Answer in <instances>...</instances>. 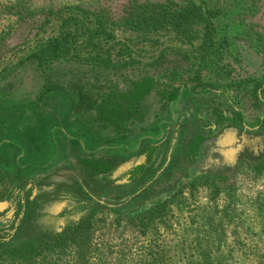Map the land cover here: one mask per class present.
I'll list each match as a JSON object with an SVG mask.
<instances>
[{
  "label": "rangeland",
  "instance_id": "374dc122",
  "mask_svg": "<svg viewBox=\"0 0 264 264\" xmlns=\"http://www.w3.org/2000/svg\"><path fill=\"white\" fill-rule=\"evenodd\" d=\"M148 3L189 8L188 30L119 23ZM208 12L212 42L195 18ZM148 75L144 100L121 105ZM208 108L237 123L214 128ZM199 125L200 152L183 162ZM148 144L162 169L144 195L125 174ZM262 155L264 0H0V264H150L156 249L155 264L202 263L207 236L235 264H264ZM81 159L110 161L117 180L101 187ZM146 214L156 222L143 234Z\"/></svg>",
  "mask_w": 264,
  "mask_h": 264
},
{
  "label": "trees",
  "instance_id": "16d2710c",
  "mask_svg": "<svg viewBox=\"0 0 264 264\" xmlns=\"http://www.w3.org/2000/svg\"><path fill=\"white\" fill-rule=\"evenodd\" d=\"M190 9L189 8H176V6L172 4H153V3H148V4H137V5H130L129 8H127L123 14V16L120 19V24L127 30L136 32V33H141L144 35H149L152 33H158V32H163V31H168L170 29L174 30L175 32L184 33L185 30H188V25L191 22L190 19ZM194 13V12H193ZM203 13V12H202ZM214 12H208V15L203 16L201 13L199 15H195L196 19H199V21L202 19L203 21L206 22V30L208 31V39L213 38L215 32L212 28L211 25V16L213 15ZM214 16V15H213ZM186 23L183 30V24ZM212 42V41H211ZM209 43V46L211 49H213V43ZM217 69H221L220 67H217ZM153 87V79L150 78V76H144L142 77L139 81L135 82L132 84L130 90L121 96H119V100L121 102V105L124 103L127 107L128 110H133V108H136L145 98V96L150 92V90ZM256 88L260 87V84L257 83L255 85ZM180 89H175L167 94V98L169 101H174L178 94H179ZM256 101V99H254ZM85 98L83 95L79 94L78 97V106L84 105ZM120 104V103H119ZM87 109H91V105H86ZM107 112V114H105ZM113 111H101L100 115L108 121H112L115 125L117 122L116 117L113 115ZM208 115L212 119L213 123L212 126L214 128H220V125L223 123H231L232 125L236 124V118H230L225 116L221 111H219L217 108H208ZM238 116V115H237ZM200 130L193 134L190 140L187 142L186 145L181 150L180 154V159L183 162L188 161L189 159H192L196 157L201 149V145L205 140L204 133L202 130H204V127L202 125H199ZM159 144H148L145 145L141 151H140V156H141V161L139 164L130 167L128 170H126V177H128V181L130 183H139L140 188H141V193L148 195V186L147 184V176L153 174V176H156L157 170H161L162 167L158 166L155 167L157 160L160 157L159 153ZM80 162L86 167V177L93 180V182L96 183H101L102 186H109L112 185L117 179L112 178V170H113V165L110 161L108 160H92V159H81ZM257 162L256 168L259 171H264V155H262L258 160H255ZM153 177V178H154ZM152 204H154L152 202ZM159 205L158 207H160ZM157 209H153L150 211L152 213ZM149 213V214H150ZM149 214H146L145 216L142 217V219L139 221L140 226L138 227L139 232H142L143 234H146L145 229H149L152 227L147 228V226H152L154 222H156V219L153 218V216H150ZM148 220L150 224L144 225L143 221L145 222ZM84 221H80L79 224H77L76 228L74 227V231L79 229L83 225ZM152 223V224H151ZM155 227V226H153ZM67 233H65L66 235ZM62 237V238H61ZM58 242L61 240L64 241V234H60V237L56 239ZM56 241V242H57ZM205 242L211 245L212 250H208L207 253L206 251L200 253L197 251V255L200 254V256H203V262H194V261H189L186 259V262L184 264H235L232 261V257L230 254L226 253H218L220 241L217 236H207V239H205ZM5 245L4 239L1 237L0 234V249ZM209 248V247H208ZM18 250V249H17ZM16 250V251H17ZM15 251V253H16ZM151 250L150 253V258H151V263L155 264L159 259H161V255H159V251L152 252ZM2 253V252H1ZM207 255H204V254ZM198 258V257H197ZM217 261L216 263H213V261ZM225 260V261H223ZM210 261V262H209ZM150 263V264H151Z\"/></svg>",
  "mask_w": 264,
  "mask_h": 264
},
{
  "label": "crops",
  "instance_id": "0c3cea01",
  "mask_svg": "<svg viewBox=\"0 0 264 264\" xmlns=\"http://www.w3.org/2000/svg\"><path fill=\"white\" fill-rule=\"evenodd\" d=\"M181 91H179V94H178V96H177V98L174 100V101H178L179 99H180V95H181Z\"/></svg>",
  "mask_w": 264,
  "mask_h": 264
}]
</instances>
